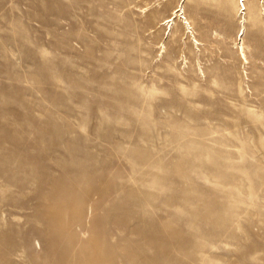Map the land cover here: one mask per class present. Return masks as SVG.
I'll return each mask as SVG.
<instances>
[{
	"label": "rangeland",
	"instance_id": "obj_1",
	"mask_svg": "<svg viewBox=\"0 0 264 264\" xmlns=\"http://www.w3.org/2000/svg\"><path fill=\"white\" fill-rule=\"evenodd\" d=\"M245 3L0 0V264H264Z\"/></svg>",
	"mask_w": 264,
	"mask_h": 264
},
{
	"label": "bare ground",
	"instance_id": "obj_2",
	"mask_svg": "<svg viewBox=\"0 0 264 264\" xmlns=\"http://www.w3.org/2000/svg\"><path fill=\"white\" fill-rule=\"evenodd\" d=\"M246 0H238V3H239V5H240V7H243L244 8V10H246L247 9V6H246ZM181 10H175L174 11V13H173V15H172V17H170V18H168L166 21H167V23H169V22H171V21H174L175 20V17H179L180 16V12ZM242 52H244V50H243V47H242Z\"/></svg>",
	"mask_w": 264,
	"mask_h": 264
}]
</instances>
